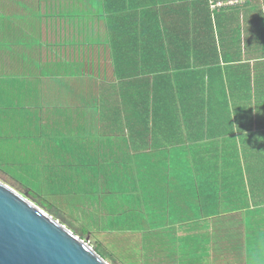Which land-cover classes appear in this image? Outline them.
I'll use <instances>...</instances> for the list:
<instances>
[{
	"label": "crops",
	"instance_id": "obj_1",
	"mask_svg": "<svg viewBox=\"0 0 264 264\" xmlns=\"http://www.w3.org/2000/svg\"><path fill=\"white\" fill-rule=\"evenodd\" d=\"M209 1L0 0V181L149 264H264V0Z\"/></svg>",
	"mask_w": 264,
	"mask_h": 264
},
{
	"label": "water",
	"instance_id": "obj_2",
	"mask_svg": "<svg viewBox=\"0 0 264 264\" xmlns=\"http://www.w3.org/2000/svg\"><path fill=\"white\" fill-rule=\"evenodd\" d=\"M0 264H109L81 236L0 181Z\"/></svg>",
	"mask_w": 264,
	"mask_h": 264
},
{
	"label": "rangeland",
	"instance_id": "obj_3",
	"mask_svg": "<svg viewBox=\"0 0 264 264\" xmlns=\"http://www.w3.org/2000/svg\"><path fill=\"white\" fill-rule=\"evenodd\" d=\"M18 192L29 198L28 194L25 191H18ZM39 200H41L44 203H46L47 201H50V202L56 201L55 199L50 198V197L48 198L41 197ZM44 210L47 211L46 209ZM48 212L51 215H53V212L51 211H48ZM95 215L98 217L101 214L95 213ZM62 216H65V218L67 219V222L75 228H78V229H82L83 227L89 228L91 231L87 234L85 238H83V240H87V242L93 248L95 245L101 244V246L106 249L107 253H110L111 251V254L114 255V258L116 260V264H131V262H135V264H146L145 263L146 256H143L144 255L143 249H146V247H144L143 245H138L134 243L133 236L125 237V236H120L119 234H115L109 231L108 229H105L104 227H102L100 220L87 219L85 218L84 214H83V217L79 219L72 218L69 213H63ZM53 217L56 218L57 216L53 215ZM58 218L59 217H57L56 219ZM58 220L62 222L61 219H58ZM102 222L103 224L107 223L106 220H102ZM69 224H65V225L69 227ZM161 261L162 259H160L159 262L161 263ZM203 262L204 264L205 263L211 264L208 257L206 259H203ZM177 263L182 264V261L178 260ZM156 264H158L157 260H156ZM196 264H198V262Z\"/></svg>",
	"mask_w": 264,
	"mask_h": 264
},
{
	"label": "trees",
	"instance_id": "obj_4",
	"mask_svg": "<svg viewBox=\"0 0 264 264\" xmlns=\"http://www.w3.org/2000/svg\"><path fill=\"white\" fill-rule=\"evenodd\" d=\"M209 4H210V1H209ZM238 5H241V3L237 4ZM209 7L211 8V6L209 5ZM51 212H53L51 210ZM53 215L56 216L55 213H53ZM59 217V216H57ZM56 217V218H57ZM58 219H61L62 220V223L64 224H69L67 222V219L65 217H59ZM85 224V223H84ZM69 228H71V231L79 236H81V238H85L87 236V234L91 231L89 228H86V227H83L82 229H78V228H75L73 227L72 225L69 224ZM89 241V240H88ZM94 249L97 251V253L103 258L105 259L107 262H109L110 264H116V260L114 258V255L111 254V251L110 253H107L106 249L103 248L101 246V244H97L94 246ZM143 256H146L145 258V263L146 264H149L150 261H149V251H144V255ZM131 264H135V262H131Z\"/></svg>",
	"mask_w": 264,
	"mask_h": 264
},
{
	"label": "built area",
	"instance_id": "obj_5",
	"mask_svg": "<svg viewBox=\"0 0 264 264\" xmlns=\"http://www.w3.org/2000/svg\"><path fill=\"white\" fill-rule=\"evenodd\" d=\"M243 0H210V5L212 9H217L225 5H237Z\"/></svg>",
	"mask_w": 264,
	"mask_h": 264
}]
</instances>
